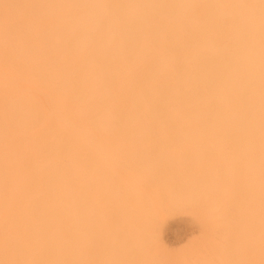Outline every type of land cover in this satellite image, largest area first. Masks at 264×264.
Listing matches in <instances>:
<instances>
[{"label": "bare ground", "instance_id": "6f19581e", "mask_svg": "<svg viewBox=\"0 0 264 264\" xmlns=\"http://www.w3.org/2000/svg\"><path fill=\"white\" fill-rule=\"evenodd\" d=\"M80 132L151 188L143 222L124 184L93 199ZM172 211L264 264V0H0V264H172L146 231Z\"/></svg>", "mask_w": 264, "mask_h": 264}, {"label": "rangeland", "instance_id": "374dc122", "mask_svg": "<svg viewBox=\"0 0 264 264\" xmlns=\"http://www.w3.org/2000/svg\"><path fill=\"white\" fill-rule=\"evenodd\" d=\"M16 87L22 89L21 83H16ZM81 138L89 144L92 148L100 151L98 141L86 135L79 133ZM116 144L115 141L111 142ZM101 156L108 164V171L114 178L115 182L106 183L102 181L100 186H92L91 193L93 199L97 200L100 188L111 187V191L116 195H122V188L120 185L127 187V193L131 198L127 203V211L132 216H135L139 221L143 222L145 217L143 208L153 207L152 190L145 180L138 174L131 173L123 168L116 157H114L106 148H102ZM222 163H226V159H222ZM247 177L238 176L230 188L234 189L240 183H246ZM96 183H94L95 185ZM159 218L154 217L149 223L148 229L150 234L155 238L157 245H159V254L172 260V264H180L187 258L189 249L200 252L201 254L213 259L217 264H222L213 251L212 244L215 241H221L222 236L220 231H205L204 219L198 212L188 211H172L170 213H162ZM159 214V215H160ZM264 239V232L261 234ZM186 264H188L186 260Z\"/></svg>", "mask_w": 264, "mask_h": 264}]
</instances>
